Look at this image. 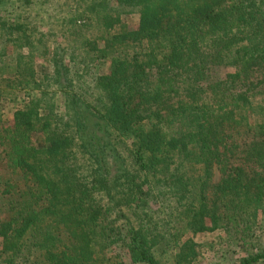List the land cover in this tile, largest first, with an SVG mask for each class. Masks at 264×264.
Listing matches in <instances>:
<instances>
[{
    "label": "trees",
    "instance_id": "1",
    "mask_svg": "<svg viewBox=\"0 0 264 264\" xmlns=\"http://www.w3.org/2000/svg\"><path fill=\"white\" fill-rule=\"evenodd\" d=\"M205 234L264 260V0H0V264Z\"/></svg>",
    "mask_w": 264,
    "mask_h": 264
},
{
    "label": "rangeland",
    "instance_id": "2",
    "mask_svg": "<svg viewBox=\"0 0 264 264\" xmlns=\"http://www.w3.org/2000/svg\"><path fill=\"white\" fill-rule=\"evenodd\" d=\"M212 238V237H211ZM263 234L260 235L259 240H263ZM217 239V238H213ZM213 239H210V235L205 234L202 238L199 239V236L196 237V240H206L204 241L207 245H212V249L208 247L209 252L204 255H199L194 261L193 264H234L237 260V257L240 256L241 247L236 244H232L229 246H221L222 239L219 240V243L214 242ZM258 264H264V260L262 259Z\"/></svg>",
    "mask_w": 264,
    "mask_h": 264
}]
</instances>
